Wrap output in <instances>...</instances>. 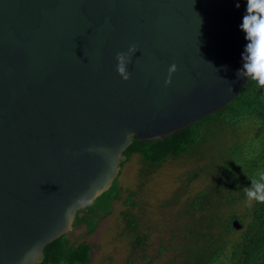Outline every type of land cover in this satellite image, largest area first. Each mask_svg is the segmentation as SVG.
<instances>
[{"label": "water", "instance_id": "water-1", "mask_svg": "<svg viewBox=\"0 0 264 264\" xmlns=\"http://www.w3.org/2000/svg\"><path fill=\"white\" fill-rule=\"evenodd\" d=\"M244 8L245 0H0V264H35L77 209L111 186L132 140L184 129L247 84L236 77ZM133 44L124 81L115 55Z\"/></svg>", "mask_w": 264, "mask_h": 264}, {"label": "trees", "instance_id": "trees-1", "mask_svg": "<svg viewBox=\"0 0 264 264\" xmlns=\"http://www.w3.org/2000/svg\"><path fill=\"white\" fill-rule=\"evenodd\" d=\"M224 115L231 122L223 121L226 126L235 128V131H231L233 134L238 127L255 128L256 134L250 136L254 146L250 149L244 146L245 142L228 140L231 142L225 150V158L215 167L214 180L188 197L189 210H199L200 216L193 223L192 234L184 237V257L180 261L171 258L170 264H264V204L246 206L242 215L236 211L238 201L244 197L243 188L248 184L249 177L256 170L264 169V88L258 89L248 81L222 108L164 138L132 140L122 157L126 160L131 153H136L141 158L142 167L144 163L157 167L168 158L184 155L199 157L197 147L206 141V132L198 127L214 119L219 120ZM244 124L248 127H243ZM203 157H207L209 161L208 156ZM125 160L120 159L119 167ZM204 168L212 176L206 165ZM118 173L119 170L114 180H117ZM197 173L198 171L191 173L189 178L195 177ZM117 188L114 183L107 189L105 195H111L110 192L113 194L106 205L95 202L77 209L72 227L85 221L88 232L93 231L98 217L90 219L85 212L102 209L98 216H105L110 212L112 200L117 197ZM132 192L130 191L129 196H132ZM126 202L134 203L131 198H127ZM223 213H229V217H223ZM126 216L125 228L134 235L132 245L141 248L145 235L139 232L137 218L132 214ZM233 219L241 224L239 229L232 227ZM236 231L239 234L234 238L232 234ZM67 234L68 232L48 243L35 264H88L91 244L84 241L70 242Z\"/></svg>", "mask_w": 264, "mask_h": 264}, {"label": "rangeland", "instance_id": "rangeland-1", "mask_svg": "<svg viewBox=\"0 0 264 264\" xmlns=\"http://www.w3.org/2000/svg\"><path fill=\"white\" fill-rule=\"evenodd\" d=\"M223 121L231 123L224 115L219 120L214 119L198 127L206 132V141L197 147V155L202 157L184 155L168 158L157 167L145 163L142 167L141 158L136 153H131L126 160L121 154L120 159L125 161L118 169L117 180L114 178L112 181L118 188L110 212L105 216H98L102 209L85 212L90 219L98 217L93 231L88 232L87 223L82 221L67 234L70 242L84 241L91 244L88 264H170L171 258L180 261L184 257V237L192 234L193 223L200 216L199 210H189L188 197L214 180L215 167L225 158V150L231 142L228 140L245 142L244 146L250 149L254 146L250 136L256 134L255 128L238 127L233 134L231 131H235V128L226 126ZM245 126L248 127L247 124ZM204 155L209 157V161ZM205 165L213 177L205 170ZM196 171L197 175L189 178ZM107 191L90 203L106 205L113 194L110 192L111 195H105ZM130 191H133L132 196H129ZM127 198H131L134 203H127ZM246 206L244 197L240 198L237 213L242 215ZM229 213L222 215L229 217ZM127 214L137 218L139 232L145 235L141 248L132 245L134 235L125 228ZM238 234L239 231H236L232 237Z\"/></svg>", "mask_w": 264, "mask_h": 264}, {"label": "clouds", "instance_id": "clouds-1", "mask_svg": "<svg viewBox=\"0 0 264 264\" xmlns=\"http://www.w3.org/2000/svg\"><path fill=\"white\" fill-rule=\"evenodd\" d=\"M239 6L237 3L236 7ZM238 27L246 43L241 53V67L237 69L236 77L252 82L258 89L264 88V0H245L244 12ZM136 51V45L133 44L127 51L117 52L115 55L116 72L124 81L130 79L128 65ZM168 71L169 79L165 81L166 85L170 83V76L176 71V65H171ZM243 195L247 206L264 204V169L256 170L249 177L248 184L243 188ZM84 202L85 197L81 196L69 206V209Z\"/></svg>", "mask_w": 264, "mask_h": 264}]
</instances>
